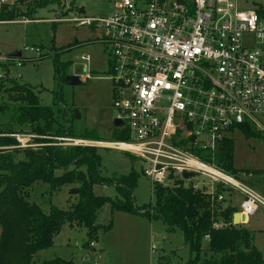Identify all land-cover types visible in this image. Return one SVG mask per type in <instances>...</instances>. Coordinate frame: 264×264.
I'll list each match as a JSON object with an SVG mask.
<instances>
[{"label": "built area", "instance_id": "2783aa9c", "mask_svg": "<svg viewBox=\"0 0 264 264\" xmlns=\"http://www.w3.org/2000/svg\"><path fill=\"white\" fill-rule=\"evenodd\" d=\"M18 3L0 0V10ZM70 21L100 29L95 41L108 51L105 77L112 85L114 119L122 122L113 128L127 137H56L54 145L71 141L128 153L140 161L152 188L174 186L200 174L210 179L206 192L212 196L223 187L242 197L238 212L245 220L264 208V197L238 175L196 154L213 155L234 133L244 137L245 125L264 141V17L254 9H241L239 0H116L108 15H79ZM7 22L13 21L0 20ZM9 58L0 56V63ZM79 59L83 62L76 74L86 81L91 59L87 54ZM12 136L16 148L37 146L29 143L35 135ZM184 173L191 176L184 179ZM223 197L218 193L217 200Z\"/></svg>", "mask_w": 264, "mask_h": 264}, {"label": "rangeland", "instance_id": "374dc122", "mask_svg": "<svg viewBox=\"0 0 264 264\" xmlns=\"http://www.w3.org/2000/svg\"><path fill=\"white\" fill-rule=\"evenodd\" d=\"M38 1L28 0L26 4L18 5L21 15L13 22L0 24V56L21 53L20 59L2 61L0 68L10 79L32 88L41 105L53 109L63 132L71 126V133L59 138H84L90 135L87 133H95L97 140H111L115 108L112 85L105 77L108 51L95 41L100 37V29L77 26L70 19L79 15L92 18L108 15L116 0H55L34 8ZM239 5L243 10L258 5L264 8V0H239ZM80 8L84 9L83 13H78ZM31 18L34 23H25ZM37 48L39 52L34 51ZM86 54L91 59V77L84 85L66 84L65 75L80 72L83 61L79 57ZM262 55L264 62V45ZM13 115L14 104L9 103L7 109L0 112V126L11 127L16 132L20 128L13 124ZM21 131L16 134L33 135L27 127ZM231 137L234 141V167L264 170V141L246 139L238 133ZM33 138L29 143H34ZM67 142L68 145L63 143L60 146H75L70 144L71 141ZM25 148L28 147L22 149ZM95 153L99 157L96 177L100 181L93 185V193L112 199L119 197L116 184L134 171L137 176L132 200L135 209L141 213L112 211L110 205L105 204L97 213L95 224L99 228L92 238L84 226L65 223L54 237L52 246L37 252L36 264L54 258L72 260L74 264H185L190 254L184 246L181 231L167 229L160 218L142 214L145 206L153 203L154 197L149 178L140 170V161L128 153L112 149L96 148ZM56 173L60 174V171ZM237 175L264 197L261 191L264 174L243 171ZM210 183L209 178L200 174L183 182L185 186L205 190L210 189ZM74 187L76 185H65L51 190L47 184L37 183L29 188L28 198L45 212L51 206L67 209L77 201V194H69ZM258 209L257 216L263 215L264 208ZM252 223L256 224L257 220L252 219L246 227H253ZM262 228L256 232L259 234L256 245L264 255V226ZM206 245L204 241L203 246Z\"/></svg>", "mask_w": 264, "mask_h": 264}, {"label": "trees", "instance_id": "16d2710c", "mask_svg": "<svg viewBox=\"0 0 264 264\" xmlns=\"http://www.w3.org/2000/svg\"><path fill=\"white\" fill-rule=\"evenodd\" d=\"M51 1L55 0H39L34 8ZM26 3L19 0L16 5L3 6L0 20H16L21 15L18 5ZM254 10L264 17L262 6L258 5ZM63 69L64 66L60 70ZM9 103L14 104L12 121L20 128L17 131L29 128L28 132L35 135L33 141L37 146L25 149L14 147L17 141L12 135L17 131L0 126V264H36L37 252L52 246L54 237L65 223L84 226L88 229L89 238H92L99 228L95 224L97 213L105 204H109L112 211L141 213L135 209L132 200L136 172L131 171L116 184L119 197L112 199L95 195L93 185L100 181L96 177L98 169L95 171L96 164L99 167L96 148L54 145L56 137L71 133V126L63 132L53 109L41 105L32 88L10 79L4 72V77L0 78V112L7 109ZM241 131L246 139H261L250 126L245 125ZM87 134L90 135H85L84 139L97 140L95 133ZM126 137L123 130L113 128L112 139ZM233 153L232 138H225L220 149L211 156L196 152L202 160L230 174L237 175L243 171L264 174V170L235 168ZM37 183L47 184L51 190L76 185L77 201L67 209L51 206L45 212L28 198L29 188ZM224 189L232 190L219 187L212 196L204 188L185 186L182 181L168 187L154 185V201L145 206L142 214L160 218L167 229L178 228L181 231L184 246L190 254L185 264H264L261 252L253 244L254 233L240 224H233V214L237 209L223 206L224 200H217L218 193ZM261 191L264 193V181ZM215 224L222 226L216 227ZM204 241L206 247L203 246ZM41 264L74 263L54 258Z\"/></svg>", "mask_w": 264, "mask_h": 264}, {"label": "crops", "instance_id": "0c3cea01", "mask_svg": "<svg viewBox=\"0 0 264 264\" xmlns=\"http://www.w3.org/2000/svg\"><path fill=\"white\" fill-rule=\"evenodd\" d=\"M225 190L226 189H224V191H222V194L224 196L223 199H222V200H224L223 206L230 205L231 207L236 208L237 209L236 212H238L240 203L242 201V197H239V194L236 193V192H234V191H232V190H230V191H225ZM258 212H259V209H257V211L253 215H251L248 218H246V220L243 223H240V224H242V226H244L245 228L249 229L250 231H252L254 233L253 244L261 252L260 248H258L257 245H256V240H257L256 239V236L259 235L256 232L263 230L262 226H264V214L263 215L261 214L260 216H257V213ZM252 219H256L257 220V223L256 224H253L254 223L253 222L252 223L253 224V227L252 226L246 227V225L249 224ZM261 254H262V252H261ZM262 256H263V259H264V255L263 254H262Z\"/></svg>", "mask_w": 264, "mask_h": 264}, {"label": "water", "instance_id": "95a60500", "mask_svg": "<svg viewBox=\"0 0 264 264\" xmlns=\"http://www.w3.org/2000/svg\"><path fill=\"white\" fill-rule=\"evenodd\" d=\"M24 2L28 1V0H23ZM84 9L80 8L78 9V13H83ZM21 56V53L18 52L16 55H8L7 57L10 58H19ZM64 80L66 82V84L70 85V86H77V85H84L85 84V80H82L77 74H66L64 77ZM122 126V122L118 119H114L113 120V127H120ZM98 169V165L96 164V169L95 171ZM95 174V172H94ZM93 174V175H94ZM191 174L190 173H184L182 175V177L184 179H187L188 177H190ZM78 193V189L77 188H71L69 190V194H77ZM245 221V217L244 215L240 214L239 212H235L233 214V224L234 225H238L240 223H243Z\"/></svg>", "mask_w": 264, "mask_h": 264}]
</instances>
